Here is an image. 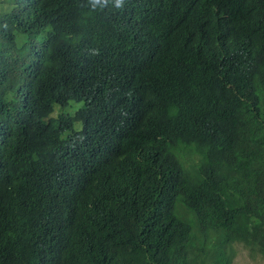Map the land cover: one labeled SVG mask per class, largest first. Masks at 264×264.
Instances as JSON below:
<instances>
[{
  "label": "trees",
  "instance_id": "obj_1",
  "mask_svg": "<svg viewBox=\"0 0 264 264\" xmlns=\"http://www.w3.org/2000/svg\"><path fill=\"white\" fill-rule=\"evenodd\" d=\"M46 4L0 0V57L14 51L2 68L0 108L6 96L9 104L4 85L23 77L19 63L30 55L21 33ZM173 5L177 21L188 8L207 13L209 32L234 39L237 50L251 38L256 55L182 71L190 93L179 87L176 95L189 116L170 125L137 126L119 138L83 115L86 139L55 136L44 153L54 158L73 140L68 157L53 163L57 173H73L69 180L30 187L8 158L0 169V264H233L235 245L264 256V0ZM146 53L163 59L165 74L175 72L167 51ZM55 88L38 92L26 115L13 112L14 125L33 119ZM124 148L130 155L119 160ZM187 155H196L189 166Z\"/></svg>",
  "mask_w": 264,
  "mask_h": 264
},
{
  "label": "clouds",
  "instance_id": "obj_2",
  "mask_svg": "<svg viewBox=\"0 0 264 264\" xmlns=\"http://www.w3.org/2000/svg\"><path fill=\"white\" fill-rule=\"evenodd\" d=\"M208 21V14L195 8L177 21L173 0H49L39 21L32 27L27 23L21 33L20 44L30 50L19 63L23 77L4 85L10 96L0 108V169L8 158L14 160L20 182L35 188L48 180H69L73 173H57L53 163L71 152L73 140L54 158L44 153L55 136L62 141L77 133L86 139L91 125L83 115L119 138L137 126L170 125L188 117L176 95L179 87L190 93L188 80L178 78L182 71L256 55L251 38L237 50L234 39L209 32ZM154 48L171 55L173 74L164 73L162 58L146 53ZM13 57L14 51L0 57V79ZM49 85L56 88L38 113L16 127L13 112L26 115L35 95ZM173 140L182 143L184 138ZM115 155L121 160L130 153L124 148ZM195 157L186 156L188 166ZM257 255L263 256H249Z\"/></svg>",
  "mask_w": 264,
  "mask_h": 264
},
{
  "label": "rangeland",
  "instance_id": "obj_3",
  "mask_svg": "<svg viewBox=\"0 0 264 264\" xmlns=\"http://www.w3.org/2000/svg\"><path fill=\"white\" fill-rule=\"evenodd\" d=\"M233 264H264V256L257 255L251 258L243 247H237L235 251V262Z\"/></svg>",
  "mask_w": 264,
  "mask_h": 264
}]
</instances>
